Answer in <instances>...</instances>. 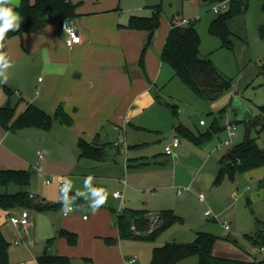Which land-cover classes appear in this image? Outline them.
<instances>
[{
    "label": "rangeland",
    "instance_id": "rangeland-1",
    "mask_svg": "<svg viewBox=\"0 0 264 264\" xmlns=\"http://www.w3.org/2000/svg\"><path fill=\"white\" fill-rule=\"evenodd\" d=\"M86 1H81L78 8L85 14L74 20L78 29L84 28L82 19H87L85 15L91 12H101L105 15L102 19L107 23L110 21L117 27L128 29L126 26L131 16L148 17L158 10L159 27L143 56V65L149 81L151 78L146 66L148 53L152 51L156 58L160 59L157 50L162 49L170 23L176 19L193 20L200 37V56L208 58L214 67L231 81V87L219 99L207 101L173 77L169 65L162 63L160 68L151 65L153 74L159 73L153 83L156 85L160 101L156 100L153 107L146 108L137 120L160 131L163 136L160 142L150 143L141 152L150 159L142 182L132 180L129 176L132 169L126 168L122 147L118 154L113 149L108 150L110 159L115 155V162L111 161L103 166L94 167L92 163L95 162L92 159L78 158L77 143L79 138H85L87 133L85 131L83 134L74 121L66 126L54 119L51 129L47 132L34 128L32 132L37 137L35 141L30 138L29 142L37 145V151L42 152L44 146L47 154L41 161H38L35 155L31 156L34 168L33 183L28 190L43 203L58 206L49 212L24 208L30 222H33V217L36 222L30 233L21 228L15 233L23 243L21 246L10 245V251L14 250V255L9 261L15 264L30 263L29 258L41 254L46 245L48 236L42 237L44 225L68 222L72 231L77 234V243L82 242L85 252L94 255L95 258L90 264H124L123 258L134 255L139 256L136 264H150L155 247L173 242L190 243L196 232L217 237L214 246L216 256L244 255L257 259L255 263L245 262L247 264H264V166L236 174L233 179L224 175L217 185H213L218 159L243 140L247 133L245 125L236 123L233 137H229L227 129H223L213 132L211 138L200 144L173 132V126L178 122L188 126L197 136L207 132L212 127L213 119L225 106L224 101L227 100L228 103L231 98H236L240 104L250 108L253 117L260 115L259 107L264 105V74L260 72V66L264 64V0H242L240 11L227 22L231 32L230 47L223 45L218 36L209 33L211 22L218 16L213 13L212 8L218 5L220 13L223 14L230 10L229 3L224 6L217 1L207 0H101L102 2L97 3ZM74 29L76 30L75 27ZM14 41L15 48L19 49L22 41L19 38ZM18 57L16 51L8 54L12 66L6 70L7 83H0V99L1 102L3 100L4 106H16L17 111H20L26 101L40 100L41 97L36 93L40 88L37 79L40 77L46 81L47 75H34L26 62L20 61ZM72 75L70 74V78ZM144 80L148 82L145 78ZM4 85L13 89L10 96L5 93ZM58 85L59 83L55 86ZM170 105L175 106L176 115ZM52 114L53 112L50 113ZM200 120L206 125L200 126ZM96 134L98 139L106 144L116 141L119 135L114 126L111 128L109 124ZM173 136L180 140V147L175 152L176 159H173V155L168 163L154 164L152 158L161 155L164 147L170 145ZM249 136H256L255 129L249 131ZM230 138V147L216 149V145L221 141ZM257 145L264 148V130L259 134ZM132 155V149L127 150V156L132 158ZM90 176L91 187L103 189L107 197L106 203L95 212L89 207L91 192L86 180ZM125 177L129 183L123 196L126 207L171 210L178 217L152 241L118 237L114 218L119 212V200L114 199L112 195L116 190H122L119 179ZM59 178L65 179L66 184L70 185L66 197L57 187ZM47 179L52 183L46 184ZM179 187H189L191 190L178 196L176 189ZM18 190L17 186L0 185L2 194H11ZM198 193L205 195L204 202H199ZM69 194L84 200L87 207L74 206L73 211L64 217L61 198L64 197L65 204ZM22 210L23 208H12L6 212L8 217H19ZM206 211L210 212L209 217L205 215ZM83 215L86 217L84 220ZM224 224L229 225L230 229L226 230ZM104 232H109L113 242L107 244L105 237H94L102 236ZM246 235H250L252 239L248 240ZM253 240H257L261 245H255ZM119 244L122 245L120 253ZM78 258L74 259L73 263L84 264L83 258ZM197 262V257L192 256L183 264Z\"/></svg>",
    "mask_w": 264,
    "mask_h": 264
},
{
    "label": "crops",
    "instance_id": "crops-1",
    "mask_svg": "<svg viewBox=\"0 0 264 264\" xmlns=\"http://www.w3.org/2000/svg\"><path fill=\"white\" fill-rule=\"evenodd\" d=\"M20 1L21 0H13L12 6H18ZM29 1L33 2L34 0ZM81 1L83 0H72L73 3H78L76 9L77 17L81 16V14H85L84 11L78 10ZM90 1L96 3L102 2L101 0H87L86 2ZM85 16L87 19H82V21L84 20L87 24L83 22L84 28L82 27V29H78L74 25V20L77 19V17L71 20L81 37V42L72 47L66 45V35L61 29L59 21L47 24L37 33H24L21 36L11 37L6 41L5 48L8 52L7 54L16 51L19 56L18 59L22 62H26L34 75L36 73H44L47 75L46 81L40 77L37 79L40 83V88L36 93L41 97L40 100L26 101L24 107L20 111H17L16 114L22 112L28 103L38 106L46 113L49 112L48 114L51 112L54 113L58 107H61L65 115L70 117L72 123L74 121V124H77L81 128L83 134H85L86 131L87 136H85V138L80 137L79 140L82 139L87 143L102 147L104 150V156L101 160L92 159L93 162H95L92 163L94 167L110 164L111 161L115 162V155L110 159L108 150L113 149L116 154H118L121 149V146L116 145L118 139L114 142H108L107 144L102 143L101 140L98 139L96 133L104 128L106 124H109L111 128L114 126L118 134L120 130L115 127H122L125 133L126 150L124 151V160L126 168L132 169V173L129 175L132 180L142 182L146 176L145 169L149 166L150 159L143 156L141 152L144 147L150 143L157 144V142H160L163 135L160 131L149 128L151 126H147L146 123L141 120L138 121L137 119L146 108L153 107V105L156 104V100L160 101L158 99L159 96L157 94L156 85L153 83V80L159 73L153 74L150 67L154 65L160 68L162 62L159 58H156L152 51L148 53L146 66L152 80L150 79L149 81L148 79V82H146L144 80V73L146 74L145 68H141L138 65V60L142 46L147 37V32L142 30L123 29L115 26L110 21L107 23L102 19L105 15L101 12H91ZM173 21L171 23H173ZM167 34L163 41V46ZM15 38H19L22 41L19 49L15 48ZM157 51H159L160 54L162 49L161 51ZM70 74H73L72 78H70ZM57 83H59L58 87L55 86ZM4 86L13 91L11 86ZM3 103V100L1 102L0 99V106H4ZM224 103H226L225 106L220 110L223 111L220 112L213 121L216 120L223 130L225 129L224 121L227 119L229 120L230 114L232 119L230 121L234 123V125H236V123H243L246 127L247 117L249 115L253 117L250 108L240 104L236 98H231L228 103L227 100H225ZM178 124H182L192 131L185 124L178 122L174 124L173 132H175L174 127ZM33 130L34 128H27L12 132L0 126V170L32 171L34 168L32 166L31 156L35 155L38 161L43 160L44 155L47 154V150H45L44 146H42L43 148L41 147L43 149L42 152L39 150L37 151V145H32V142H29L30 138H33L32 141H35V137H37L32 132ZM174 137L175 136H173L172 139ZM230 143L232 144L231 138ZM231 144L223 146L220 149L230 147ZM179 147L180 140L179 145L174 149V153L171 155H174V160L176 159L175 152ZM129 149H132V158L127 156V150ZM216 149L220 150L217 148V145ZM38 152L42 153V158L38 157ZM161 156L166 157V159ZM171 156L165 155L163 149L161 155L155 156L152 158V161H154V164L168 163ZM78 158H80L79 152ZM217 166L218 172V161ZM119 184L122 190H116L115 192H120L122 194L123 206H121V199L112 195L114 199L119 200V212L117 214L125 209H133L126 207V202L123 199L124 191L129 186L126 177L119 179ZM187 188V190L181 193H178L177 188V195L180 196L184 192L191 190L189 187ZM69 197L75 198L85 204L84 200L75 195L69 194ZM147 210L157 212L165 209ZM19 217H26L28 219V225L13 226L8 221V213L0 208V230L9 244L14 246H21L23 243L21 239H18L17 234H15L18 229L21 228V230L30 233V230H32L36 222L35 217H33V222H30L28 218L29 215L24 208ZM84 217L85 215L82 216L83 220L86 218ZM60 230H67L75 233L72 231L71 225L68 224V222H66V224L62 222L59 225H44L42 237L48 236V238L41 254L46 250L51 255L65 256L69 258L71 264H74V259L82 257L84 264H90L95 258L94 255L85 252L82 247V242L80 244L76 241L75 245H69L64 238L58 236ZM109 235V232H104L102 236L94 235V237L110 238L111 242H113ZM50 239L52 240L48 242ZM15 241L19 242V244L15 243ZM10 245L8 248V258L14 255V250L10 251ZM102 246L106 248L105 245ZM121 246L122 245L119 244V253ZM41 254L38 256L32 255L28 260L30 263L25 264H38L37 258ZM134 256L138 257V261L139 256ZM220 257L234 258L250 263H255L254 261H257V259L252 258V260L244 255ZM129 258H131V256L123 258V263L126 264L125 261ZM186 260L187 259H184L177 264H183ZM137 261L132 264H136ZM10 264H15V262L12 261Z\"/></svg>",
    "mask_w": 264,
    "mask_h": 264
},
{
    "label": "trees",
    "instance_id": "trees-1",
    "mask_svg": "<svg viewBox=\"0 0 264 264\" xmlns=\"http://www.w3.org/2000/svg\"><path fill=\"white\" fill-rule=\"evenodd\" d=\"M207 1H229L230 10L223 14L218 13L216 19L209 26V33L218 36L222 40L223 45L230 47L229 37L231 32L227 22L231 16L240 11L243 4L242 0ZM10 6L13 7V11L19 14L21 21L18 30H10L6 34L5 43L14 36H21L24 33H37L44 26L54 21L60 22L63 19H74L77 17L76 9L78 3H73L72 0H34L33 2L21 0L18 6ZM126 27L147 32L138 60V65L144 68V52L150 46L155 31L159 27L158 10H155L148 17L131 16ZM199 46L200 37L193 22L190 25L183 26H173L170 23V29L159 57L163 64L170 66L173 77L187 86L194 94L204 100L215 101L230 89L231 81L224 77L208 58L200 56ZM3 51L7 53L5 45ZM260 72L264 74V64L260 66ZM144 78L148 80L145 73ZM4 91L8 96L13 92L5 86ZM170 107L174 115H176L175 106L170 105ZM259 109L260 115L251 117L246 121L247 133L243 140L232 146L226 154L219 158V169L213 185H217L224 175H228L233 179L236 174L264 166V148H260L257 145L259 134L264 130V105L259 107ZM16 112V106H0V126L3 129L12 132L27 128L48 131L52 127L54 119L66 126L71 124V119L65 115L61 107H58L50 115L38 106L28 103L22 112L19 114H16ZM251 129L256 131L254 138L249 136ZM174 130L176 134L200 144L211 138L213 132L221 131L222 127L214 120L211 129L200 133L198 136L182 124L176 125ZM77 147L80 158L101 160L104 156L102 147H97L82 139L78 141ZM32 173L30 170H0L1 186L9 187L13 185L19 187L18 191L11 194L0 193L1 209L7 211L12 208H28L47 212L58 206V204L43 203L35 194L28 190L32 183ZM155 217L157 218L153 221ZM177 219L178 217L171 210L153 212L147 209H125L116 215L114 225L118 230L119 238L152 241L170 223ZM58 236L64 238L69 245L73 246L76 244L77 236L75 233L60 230ZM246 238L252 239L250 235H246ZM216 240L217 237L211 234L196 232L193 241L190 243L173 242L161 247H155L152 251L150 264H177L192 256L197 257V264H247L242 260L216 256L214 254ZM105 241L110 243L111 239L106 238ZM253 243L261 245L257 240H253ZM9 245L0 230V264H10L8 258ZM37 262L38 264H71L68 257L51 255L46 250L37 258Z\"/></svg>",
    "mask_w": 264,
    "mask_h": 264
},
{
    "label": "built area",
    "instance_id": "built-area-1",
    "mask_svg": "<svg viewBox=\"0 0 264 264\" xmlns=\"http://www.w3.org/2000/svg\"><path fill=\"white\" fill-rule=\"evenodd\" d=\"M220 4L224 5V6H227L226 2L223 1V2H220ZM223 8V7H222ZM212 11L213 13L215 14H218L220 13V7L217 5V6H214L212 8ZM193 22V20H186V19H176L175 21H173V26H183V25H190L191 23ZM67 24V26L71 29H73L74 31V36L72 34H69V33H66L64 31V25ZM60 27L61 29L64 31L65 35H66V39H65V43L68 47H72L73 45H76V44H79L81 42V37L79 36L78 32L74 29L73 27V22L71 20H68V19H63L60 21ZM74 37H78L79 38V42L77 43L75 41V38ZM199 125H205V122L203 120H200L199 121ZM224 127L225 129H227L228 131V134H229V137H233L234 134H235V127H234V123L228 121V120H225L224 121ZM116 129L120 130V133H119V137H118V140L116 142V145L117 146H121L123 148V150L125 151L126 150V144H125V133H124V130L122 127H115ZM230 140H224V141H221L218 145H217V148L220 149L221 147L223 146H228L230 145ZM179 145V138L177 137H174L172 139V142L170 143V145H167L164 147V154L165 155H168V156H171L173 153H174V149ZM38 157L39 158H42V153L41 152H38ZM51 180L47 179L46 180V184H51ZM66 184V181L65 179L63 178H59L57 180V187L59 190H61V188L63 187V185ZM188 188L187 187H184V188H178V193H181L182 191L184 190H187ZM113 196L116 197V198H120L121 199V206H123V201H122V194L120 192H115L113 193ZM198 198H199V202H204L206 200V197L204 194L202 193H199L198 194ZM69 206H72V208L74 209V206L73 205H69ZM205 215L206 216H210V212L209 211H206L205 212ZM63 216L64 213H63ZM85 218V217H84ZM157 217L153 218V221L156 220ZM8 221L9 223H11L13 226H26L28 225V219L26 217H14V216H11V217H8ZM224 228L226 230H229L230 227L229 225L227 224H224ZM15 243L19 244V242L15 241ZM137 256H132L131 258L127 259L125 262L126 264H132V263H135L137 261Z\"/></svg>",
    "mask_w": 264,
    "mask_h": 264
},
{
    "label": "clouds",
    "instance_id": "clouds-1",
    "mask_svg": "<svg viewBox=\"0 0 264 264\" xmlns=\"http://www.w3.org/2000/svg\"><path fill=\"white\" fill-rule=\"evenodd\" d=\"M13 4V0H0V83H7V75L6 70L10 68L12 65L9 61L7 53L3 51L6 34L11 30H18L20 27L21 17L18 13L13 11V7L10 5ZM64 31L66 33L72 34L74 36L73 29L69 28L67 24L64 25ZM75 41L78 43L79 38L74 37ZM91 179L90 176L86 180V184L89 186L91 196L89 198V207L93 210V212L98 211L101 206L106 203V195L104 194L103 189L93 188L91 187ZM70 185L64 184L61 188V192L66 197L67 192L69 191ZM64 197L61 198L62 202V211L65 216L73 211L72 206L66 205L63 203Z\"/></svg>",
    "mask_w": 264,
    "mask_h": 264
},
{
    "label": "water",
    "instance_id": "water-1",
    "mask_svg": "<svg viewBox=\"0 0 264 264\" xmlns=\"http://www.w3.org/2000/svg\"><path fill=\"white\" fill-rule=\"evenodd\" d=\"M225 2H226V4L229 3V1H225ZM228 111H229V109H228ZM228 113H230V112H228ZM249 118H251L250 115L247 117V119H249ZM230 120H232V119H231V116L229 114V120L228 121H230ZM65 204L66 205H73V206H77V207H86V204H84L83 202H81V201H79V200H77L75 198H71V197H68L65 200Z\"/></svg>",
    "mask_w": 264,
    "mask_h": 264
}]
</instances>
